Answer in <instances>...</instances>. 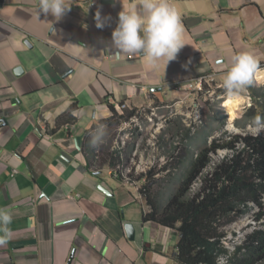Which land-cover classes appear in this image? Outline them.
I'll return each instance as SVG.
<instances>
[{"label": "crops", "instance_id": "crops-1", "mask_svg": "<svg viewBox=\"0 0 264 264\" xmlns=\"http://www.w3.org/2000/svg\"><path fill=\"white\" fill-rule=\"evenodd\" d=\"M66 2L57 20L39 0L0 1V209L12 218L0 264H179L178 233L143 221L136 184L94 166L92 130L109 104L149 105L200 75L221 81L234 54L264 63V0H169L185 46L155 66L107 47L118 13L142 11L140 0ZM97 11L110 26L96 27Z\"/></svg>", "mask_w": 264, "mask_h": 264}, {"label": "rangeland", "instance_id": "rangeland-1", "mask_svg": "<svg viewBox=\"0 0 264 264\" xmlns=\"http://www.w3.org/2000/svg\"><path fill=\"white\" fill-rule=\"evenodd\" d=\"M259 70H264V63H258L252 84L240 93L246 100L234 108L237 114L232 118L223 79L211 81L210 77L203 82V91L183 84L175 87L172 94L152 97L149 105L126 106V109H134L132 115L116 105L118 113L110 117L115 118L111 126L105 122L92 130L90 153L94 166L109 167L108 163L114 162V170L134 182L138 189L147 185L151 197L163 208L185 181L191 161L205 147L209 163L192 181L189 194H193L221 160L243 148L242 137L264 135V130L257 133L252 126L256 114L264 112V74L259 75ZM117 116L125 118L117 119ZM95 135L101 140L94 141ZM213 145L220 148L210 151ZM140 174L144 175L141 180L137 178ZM139 193L141 195V191ZM260 200L261 207L248 202L245 212L221 229L224 232L222 243L230 252L254 229L263 227L264 219H257V214L264 209V197ZM255 264H264V254Z\"/></svg>", "mask_w": 264, "mask_h": 264}, {"label": "trees", "instance_id": "trees-1", "mask_svg": "<svg viewBox=\"0 0 264 264\" xmlns=\"http://www.w3.org/2000/svg\"><path fill=\"white\" fill-rule=\"evenodd\" d=\"M109 108L113 113L102 121L111 126L115 118L110 117L118 112L112 104H109ZM74 109L76 105H72L63 118L67 115L66 120H72ZM124 110L129 115L134 111L126 108ZM257 115L264 117V112H258ZM118 117L125 118L117 116V119ZM241 140L243 148L233 151L231 156L221 160L204 177L201 188L193 194H189L192 181L209 163L205 147L191 161L185 181L170 196L163 208L151 197L147 185L139 188L144 195L145 209L147 207L143 212V221L157 222L178 233L176 251L173 254L177 263L221 264L219 261L224 258L223 264H255L263 256L264 220L263 227L249 233L241 244L235 246L234 251L230 252L222 243L224 232L221 229L242 215L248 202L261 207L260 199L264 197V135H246ZM215 146L210 151L220 148ZM108 165L115 169L114 162H109ZM137 178L141 180L144 175L140 174ZM261 218L264 219V209L257 214V219Z\"/></svg>", "mask_w": 264, "mask_h": 264}, {"label": "clouds", "instance_id": "clouds-1", "mask_svg": "<svg viewBox=\"0 0 264 264\" xmlns=\"http://www.w3.org/2000/svg\"><path fill=\"white\" fill-rule=\"evenodd\" d=\"M140 8L142 9L140 12L136 10L135 6L127 9L122 8L118 13L116 27L111 33V41L107 47L114 51L117 56L139 53L145 64L149 66H155L161 59H166L167 64L175 60L180 50L185 46L182 42L183 25L176 8L169 0H140ZM68 9L66 0H39V13H50L57 20ZM95 21L96 27L103 29L106 25L110 26L111 17H102L100 11H97ZM257 68L258 63L250 53L240 52L232 56L231 65L224 72L222 81L229 99L238 97L252 84V77ZM196 79L197 77L188 82L187 85H193L197 88ZM213 79L214 77L211 75V81ZM203 90L204 84L202 90H198V92ZM117 105L122 111L127 106L120 102ZM252 126L257 133L264 130V117L255 116ZM120 174L127 179L121 172ZM141 195L144 200V195L142 193ZM11 219L6 210L0 209V231L7 234V226L11 223ZM222 259H220V263Z\"/></svg>", "mask_w": 264, "mask_h": 264}, {"label": "bare ground", "instance_id": "bare-ground-1", "mask_svg": "<svg viewBox=\"0 0 264 264\" xmlns=\"http://www.w3.org/2000/svg\"><path fill=\"white\" fill-rule=\"evenodd\" d=\"M258 74H264V70H259ZM246 100V98L242 95H239L238 97L234 98V99H229L227 98L226 100V104L229 107V111H230V118H232L233 116H236L235 114H237L236 112H234V108H237L236 106L242 102H244ZM227 107V108H228ZM237 111V110H236Z\"/></svg>", "mask_w": 264, "mask_h": 264}, {"label": "built area", "instance_id": "built-area-1", "mask_svg": "<svg viewBox=\"0 0 264 264\" xmlns=\"http://www.w3.org/2000/svg\"><path fill=\"white\" fill-rule=\"evenodd\" d=\"M210 77V78H209ZM207 78H209V80H211V75H201V76H199V77H197V79H196V83H197V88L196 89H198V90H202V88H203V82L207 79ZM249 98V100H251V97H248Z\"/></svg>", "mask_w": 264, "mask_h": 264}, {"label": "water", "instance_id": "water-1", "mask_svg": "<svg viewBox=\"0 0 264 264\" xmlns=\"http://www.w3.org/2000/svg\"><path fill=\"white\" fill-rule=\"evenodd\" d=\"M125 229H126V232H127L128 237H129L130 239H133V236H134L133 231H134V229H133L132 225L127 224V225L125 226Z\"/></svg>", "mask_w": 264, "mask_h": 264}]
</instances>
